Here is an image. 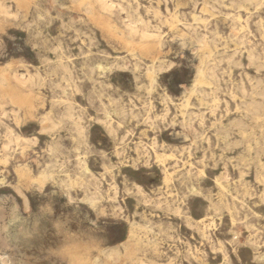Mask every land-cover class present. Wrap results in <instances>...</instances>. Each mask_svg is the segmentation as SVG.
Here are the masks:
<instances>
[{
    "label": "rangeland",
    "instance_id": "1",
    "mask_svg": "<svg viewBox=\"0 0 264 264\" xmlns=\"http://www.w3.org/2000/svg\"><path fill=\"white\" fill-rule=\"evenodd\" d=\"M103 3L0 0V264H264V0Z\"/></svg>",
    "mask_w": 264,
    "mask_h": 264
},
{
    "label": "bare ground",
    "instance_id": "2",
    "mask_svg": "<svg viewBox=\"0 0 264 264\" xmlns=\"http://www.w3.org/2000/svg\"><path fill=\"white\" fill-rule=\"evenodd\" d=\"M74 2H76V3H83V0H73ZM85 1V0H84ZM101 3H103V0H99ZM103 7H106V5L103 3ZM0 9H1V5H0ZM89 12V11H88ZM89 20V19H88ZM172 28V27H171ZM157 30V29H156ZM147 36V35H146ZM148 37V36H147ZM14 79V78H13ZM92 82V81H91ZM15 83V82H14ZM209 87V86H208ZM6 93V92H5ZM201 93V92H200ZM11 95V94H10ZM192 95V94H191ZM184 100V99H183ZM11 111V110H10ZM15 116V115H14ZM53 126V125H52ZM111 126V125H110ZM52 128H54V127H52ZM35 140V139H34ZM187 140V139H186ZM191 142V141H190ZM5 145V144H4ZM7 147V146H6ZM16 149V148H15ZM5 151V150H4ZM15 151V150H14ZM257 156V155H256ZM254 157V156H253ZM256 167V166H255ZM18 172V171H17ZM22 174H23V172H22ZM199 175V174H198ZM19 176V175H18ZM22 176V175H21ZM42 175H40V177H41ZM22 178H23V176H22ZM27 178H29V177H27ZM43 178V177H42ZM1 180V179H0ZM25 180V179H24ZM32 180V179H31ZM26 181V180H25ZM37 183H38V181H37ZM220 183V182H219ZM39 184V183H38ZM114 184V183H113ZM41 186V185H40ZM220 188V187H219ZM176 210V209H175ZM176 213V212H175ZM203 220V219H202ZM193 221V220H192ZM206 230V229H205ZM2 232V231H1ZM131 236H132V234H131ZM132 238V237H131ZM5 239V238H4ZM3 239V240H4ZM18 239V238H17ZM133 239V238H132ZM8 240V239H7ZM6 240V241H7ZM199 260V259H198Z\"/></svg>",
    "mask_w": 264,
    "mask_h": 264
}]
</instances>
